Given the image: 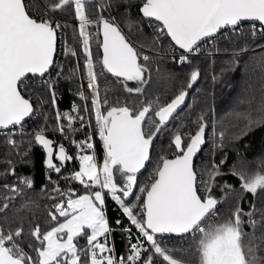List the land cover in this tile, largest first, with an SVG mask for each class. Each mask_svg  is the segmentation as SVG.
I'll list each match as a JSON object with an SVG mask.
<instances>
[{"label":"snow or ice","instance_id":"snow-or-ice-1","mask_svg":"<svg viewBox=\"0 0 264 264\" xmlns=\"http://www.w3.org/2000/svg\"><path fill=\"white\" fill-rule=\"evenodd\" d=\"M41 2L48 6L49 11L74 5L79 37L86 54L88 88L92 91L95 120L105 155L102 164L97 163L94 153L78 156L79 170L71 179L79 181L86 189L96 187L99 190L88 191L76 198H72L71 193H60L66 195L67 200L54 204L49 217L56 221L58 215L65 220L44 233H41L39 225L34 228L31 235L39 242L36 259L16 243V238L22 235V228L7 233L0 228V264H137L138 261L155 264L154 256L161 258V264H184L174 255L181 250L161 246L160 238L165 234L190 235L196 241L199 264H264V231L256 235L258 225L264 229V215L257 220L254 212L245 213L237 206L227 220L213 222L220 203L212 195L215 178L221 174L218 165L213 164L207 181L199 182L204 188L203 193L198 191L193 160L205 143L207 124L203 115L198 118V130L188 137L187 143L181 134H175L173 144L179 154L173 159L161 157L150 177L151 183L139 189L145 198L141 200L140 196H135L136 203L125 202L124 198L133 196L137 174L150 159L154 138L184 104L188 95L186 88H191L197 81L199 70L194 69L190 73L186 88L166 104H160L156 99L139 110L113 106L105 113L101 109L107 100L102 102L100 99L98 74L90 51L92 35L88 27L93 23L98 27L102 25L103 69L123 78V82H137L135 88L125 84L127 92L143 93V86L148 83L145 76L147 67L139 63L136 49L113 20L101 17L94 21L89 18L86 10L88 0H56L54 4H48V0ZM29 7L37 5H29L26 0H0V129L22 126L25 118L33 114V105L22 95V89L27 87L29 75L44 77L54 64L57 30L61 25L49 19L34 18L29 14ZM141 11L143 17L159 22V32L169 36L185 53L199 52V43L205 38H212L227 27L235 28L241 22H253V35L257 31V23L264 33V0H143ZM71 54L75 55V52ZM143 59L147 61L149 57L144 56ZM187 60V55H181L178 62ZM44 83L51 85L52 82ZM52 95L54 100V92ZM80 96L84 98L83 93ZM150 112L158 119L149 116ZM64 116L71 129L75 117L71 114ZM57 118H61L59 113ZM79 119L83 121L84 118ZM261 121L264 117L258 121L249 119L248 126ZM57 130L65 131L62 125ZM220 135L222 138L223 133ZM34 139L46 150V165L51 171L60 173L64 162L73 159L60 145L55 153L59 165L54 163L53 141L46 138L43 128L34 133ZM9 142L15 146L14 140ZM84 147L94 148L87 141L83 142L81 151ZM116 173L120 174L122 183H117ZM234 174L242 181L244 191L253 195L264 191V173ZM23 183L27 187L32 186V181L27 178ZM225 188L231 186L226 185ZM9 190L19 193L16 187ZM54 191L60 192L59 188ZM105 194L116 201L139 232L137 243H130L126 259L115 257L114 248L108 244L113 229L104 210ZM244 216L248 219H243ZM245 224L253 229L252 233L245 232ZM124 231L130 233L131 229ZM246 236L250 237L247 242ZM80 237L85 238V247H78L76 241ZM100 237L104 238L103 242ZM257 240L260 243H256ZM145 242L148 248L144 247ZM149 248L152 253L143 257L142 253H147Z\"/></svg>","mask_w":264,"mask_h":264},{"label":"trees","instance_id":"trees-1","mask_svg":"<svg viewBox=\"0 0 264 264\" xmlns=\"http://www.w3.org/2000/svg\"><path fill=\"white\" fill-rule=\"evenodd\" d=\"M55 2L56 0H48V4ZM26 3L37 5L35 8L29 7L31 16L43 18L42 15L48 8L46 4L41 0H26ZM142 3L143 0H88L86 3L90 19L95 21L103 17L113 20L119 26L135 47L139 63L148 69L145 73L148 83L143 86V93L127 92L125 84L135 88L138 86L137 82H123V78H117L103 69L101 25L98 27L96 23L91 24L88 31L93 33L91 56L98 74L100 99L102 102L107 100L106 104L102 103L101 110L119 105L139 110L156 99L160 104H166L181 89L186 88L194 69L199 70L200 76L191 88H186L188 95L184 104L154 138L150 159L137 174L133 196L124 198L125 202L136 203L135 196H140L143 200L139 189L151 183L150 177L161 162V157L177 154L173 144L175 134H181L187 143L188 137L198 128L199 116L203 115L207 124L205 143L194 158L193 166L197 172L198 191L201 193L203 191L200 190L199 182L208 180V172L213 164L219 166L221 174L215 178L212 195L220 203L216 207L217 215L213 222L228 219L237 206L245 213L254 212V218L260 220L264 215V191L256 195L244 191L242 181L234 174L243 172L251 175L256 171L264 173V121L248 126L249 119L258 121L264 117V33L259 30L260 25L257 23L255 35L252 34L251 21L241 22L235 28L230 26L222 29L215 34L210 46L202 48L203 52L187 55V62L179 63L177 56L168 52L179 48L166 34L159 32V22L143 17L140 10ZM49 13L60 20L66 29V34L60 33L54 64L46 73L52 80L50 89L55 92V99L53 101L46 91L49 84L39 81L41 77L38 75H29L27 87L22 89V94L32 102L34 111L22 124L25 131L9 132L10 128L0 129V228L5 233L22 228V235L16 238V243L33 259H36V249L39 247V242L31 235L34 228L39 225L41 233H44L48 227L63 218L57 215V220L52 221L49 217V212L54 211V204L67 200V196L60 193H71L73 197L98 189H86L79 181L71 179L80 166L78 151L83 143L79 137L84 138L87 131L85 114L82 113L83 101L92 110L89 104L92 102V91L88 88L85 91L86 87L79 75V72H85L84 54L80 52L78 39H74L79 37V21L75 16L74 5ZM70 36L77 44H74V48L70 46ZM259 43L260 46H256ZM241 46L245 48H240ZM205 48L212 52H205ZM73 51L75 55L71 54ZM144 56L149 59L145 61ZM80 93L84 94L83 99ZM56 113L61 115L57 119L60 120L58 126L62 125L64 132L57 130ZM64 114L75 117L71 129ZM148 115L153 116V113ZM79 117H83V121ZM41 128L45 135L57 145H63L67 154L73 157L64 162L60 173L47 168L43 146L34 139V133ZM219 132L223 133L222 138L217 136ZM11 140L16 142L15 146L9 142ZM100 143L96 139L95 152L96 146L98 150L101 149ZM156 156L159 158L155 159ZM53 161L59 165L56 155L53 156ZM25 178L32 181L31 187L23 183ZM116 180L117 183H122L119 173H116ZM226 185L231 188H225ZM10 187L18 188L19 193L11 192ZM55 188H59L60 192L54 191ZM4 204L8 207L4 208ZM104 210L109 226L113 229L108 237L109 246L114 248L115 257L126 259L131 242L124 229L139 233L122 208L107 194ZM243 219L248 218L244 216ZM117 221L120 223L117 224ZM244 230L253 232L247 224L244 225ZM262 231L264 229L258 225L256 235L259 236ZM249 239L246 236L245 242ZM160 241L162 247L171 246V249L181 250L174 255L184 261V264L197 260L196 241L190 235L166 234ZM76 242L82 246L85 238L80 237ZM145 243V248H148ZM256 243L260 241L257 240ZM148 253L151 254L152 249L149 248ZM146 254L142 253V256L146 257ZM154 261L155 264H161L159 257L154 256ZM137 264L141 262L138 261Z\"/></svg>","mask_w":264,"mask_h":264},{"label":"rangeland","instance_id":"rangeland-1","mask_svg":"<svg viewBox=\"0 0 264 264\" xmlns=\"http://www.w3.org/2000/svg\"><path fill=\"white\" fill-rule=\"evenodd\" d=\"M50 11L48 10V8H46V12H45V14H43L42 15V17L43 18H45V17H48V16H50V15H52V13H49ZM46 13H48L47 15H46ZM89 32V31H88ZM78 33H79V24H78ZM92 35V39L90 40V51H91V53H92V43H93V41H94V39H93V33L91 34ZM258 35V34H257ZM79 36V35H78ZM74 39L76 40V39H78V42H79V44H80V52H82L83 54H84V67H85V72H87V60H86V54L84 53V51H83V43H82V39L80 38V37H74ZM70 46L71 47H75L77 44H75V42H74V40H72V37L70 36ZM74 44H75V46H74ZM210 44H212V42L211 43H209L208 45L210 46ZM207 45V46H208ZM138 46L140 47L141 45H139L138 44ZM256 46H260V43L259 44H257ZM66 47H67V44H66V46H65V49H66ZM240 48H245L244 46H241ZM76 49V48H75ZM228 50H232V49H228ZM235 50H237V49H235ZM238 50H241V49H238ZM140 51H142V50H140ZM173 50H171V51H168L171 55H175L174 53L175 52H172ZM204 50L203 49H201V51L200 52H203ZM143 52V51H142ZM205 52H212V50L211 49H207L206 50V48H205ZM144 53V52H143ZM193 54H196V53H193ZM188 55H191V54H188ZM177 56V55H176ZM178 58V57H177ZM84 72V71H83ZM82 72V73H83ZM45 81H52L50 78H46V79H43L42 80V82H45ZM84 83V87H86L85 88V91H87V88H88V83H89V81H88V83L87 82H83ZM48 87H46V91H48L49 92V94H50V96H51V99L53 100V92H52V89H50V85H47ZM82 88V87H81ZM89 89V88H88ZM90 90V89H89ZM55 93V92H54ZM54 101V100H53ZM90 104V107H92V110L90 111L89 109V107L87 106V104H86V102H85V104H84V101H83V106H84V109H83V111H82V113L83 114H85V121L87 122V129H88V132H86V134H85V136H89L91 133H93V135L94 136H99V131H98V125H97V123H96V120H95V109H94V105H93V102H90L89 103ZM121 106H125V105H119V106H117V107H121ZM110 109V108H109ZM108 110L106 109V110H104L103 112H107ZM57 114L58 113H56V117H55V122H56V124H57V126H58V122L60 121V120H57L58 118H57ZM88 115V116H87ZM29 118V117H28ZM88 121H90L91 122V124L90 125H88ZM89 127V128H88ZM24 128V127H23ZM25 131V130H24ZM16 132H18L17 130H16ZM21 132H23V131H21ZM221 134V132H219V133H217V136H221L220 135ZM79 138H83L82 136L81 137H79ZM87 139H89V137H86V140ZM82 140V139H81ZM80 140V142L81 143H83V142H85L84 141V139L81 141ZM99 140V139H98ZM78 142H79V139L77 140ZM101 141V146L99 145V148H101V149H99L98 150V148H97V146H96V152L94 151V148L93 149H84L83 151H81V145L82 144H80V148H79V151H78V156L79 155H82V154H88V155H91V154H95V157H96V161H97V163L98 164H102L103 163V160H104V155H105V152H104V147H103V141L102 140H100ZM79 142V143H80ZM159 158V156H156V158L155 159H158ZM200 190H202V191H204V188L200 185ZM97 190H99V189H96V190H94V191H97ZM87 192H84V193H81V194H78V195H76V196H73L72 198H76V197H78V196H80V195H84V194H86ZM126 203H129V202H126ZM132 203V202H131ZM227 218H229V217H227ZM64 220H65V218L63 217L62 219H60L58 222H56L55 224H53L52 226H50V227H48L44 232H46V231H48V230H50L52 227H55V226H57V224L58 223H62V222H64ZM227 220V219H226ZM223 221H225V220H223ZM223 221H220V222H215V223H221V222H223ZM136 230V229H135ZM137 232H138V230H136ZM139 233V232H138ZM100 240H101V242H103V237H100L99 238ZM80 244L81 243H79L78 244V247H85L86 246V241L82 244V246H80ZM109 244V243H108ZM146 244V243H145ZM147 245H144V247H146ZM162 246V245H161ZM168 248H170L171 249V246H169ZM147 254H149L148 252H147ZM147 254H146V256H147ZM188 264H199V255H198V253H197V260H195V262H193V261H188Z\"/></svg>","mask_w":264,"mask_h":264},{"label":"built area","instance_id":"built-area-1","mask_svg":"<svg viewBox=\"0 0 264 264\" xmlns=\"http://www.w3.org/2000/svg\"><path fill=\"white\" fill-rule=\"evenodd\" d=\"M39 19H40V17H39ZM43 19H49V20H51V21H53L54 23H59L60 25H61V28L60 29H58L57 30V44H58V40H59V37H60V33H64V34H66V29L64 28V26H63V24L60 22V20H58L53 14L52 15H50V16H48V17H45V18H43ZM213 38L214 37H212V38H205V40H203V41H201L200 43H199V48H200V51H201V49L204 47V46H206V45H208L209 43H211V42H213ZM58 46V45H57ZM199 51V52H200ZM172 52H175L174 54L175 55H177V59L179 60V57L181 56V55H188V54H193V53H198V52H193V53H185L183 50H181V49H178V50H174L173 49V51ZM79 75H80V79H81V81L82 82H87L88 83V76H87V72H83V73H80L79 72ZM46 78H50L48 75H46L45 74V76L44 77H41V79L39 80V81H41L42 82V80L43 79H46ZM91 90V89H90ZM88 116V115H87ZM91 124V122L90 121H88V125H90ZM89 128V127H88ZM16 130L17 131H20V130H24L23 129V127L22 126H20V125H17V126H11L10 127V129H9V132H16ZM86 132H88V129H87V131ZM86 137H89L90 139H87L86 140ZM80 139H84V141L86 140L87 142H90V143H92L93 144V146H94V151H95V142H96V139H99V140H101L100 139V136H94L93 135V133H91L89 136H85L84 138H80ZM81 140V141H82ZM126 235H127V237H128V239L130 240V242L131 243H137V237L139 236L135 231H131L130 233L129 232H126ZM129 255V252L126 254V257Z\"/></svg>","mask_w":264,"mask_h":264},{"label":"water","instance_id":"water-1","mask_svg":"<svg viewBox=\"0 0 264 264\" xmlns=\"http://www.w3.org/2000/svg\"><path fill=\"white\" fill-rule=\"evenodd\" d=\"M143 4V3H142ZM142 4H141V6H140V10H141V8H142ZM142 12V11H141ZM245 22H247V21H245ZM100 32H101V35H102V25H101V27H100ZM121 32H122V34L126 37V39L131 43V41H130V39L126 36V34L121 30ZM169 37V36H168ZM170 38V37H169ZM102 39H103V36H102ZM170 40H171V38H170ZM173 42V41H172ZM132 44V43H131ZM173 44H174V42H173ZM175 45V44H174ZM133 46V45H132ZM176 46V45H175ZM134 47V46H133ZM176 47H178V46H176ZM135 48V47H134ZM179 48V47H178ZM56 50H57V41H56ZM101 55H102V57H103V48H102V43H101ZM55 56H56V51H55V53H54V57H53V59H55ZM23 95V94H22ZM25 98L26 99H28L26 96H25ZM31 102V101H30ZM32 103V102H31ZM33 105V104H32ZM28 118V117H27ZM27 118H25V119H27ZM11 127V126H10ZM198 130V128L195 130V132L192 134V135H195V133H196V131ZM46 138H48V139H50V140H52V138H50L49 136H47L46 135ZM53 141V140H52ZM203 146V145H202ZM201 146V147H202ZM53 148H54V155L53 156H55V153H56V151H58V148H59V145H57L54 141H53ZM44 149V148H43ZM44 151H45V162H46V160H47V152H46V150L44 149ZM199 153V152H198ZM197 153V154H198ZM177 154H179V153H177ZM177 154H174V155H171V156H167L166 158H168V159H173V158H175V155H177ZM197 154H196V156H197ZM195 156V157H196ZM194 157V158H195ZM194 161V160H193ZM145 197H144V195H143V199H144ZM166 235V234H165Z\"/></svg>","mask_w":264,"mask_h":264}]
</instances>
